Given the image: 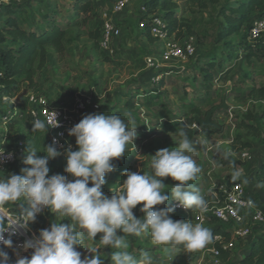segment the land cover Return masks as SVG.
Wrapping results in <instances>:
<instances>
[{
	"label": "rangeland",
	"instance_id": "obj_1",
	"mask_svg": "<svg viewBox=\"0 0 264 264\" xmlns=\"http://www.w3.org/2000/svg\"><path fill=\"white\" fill-rule=\"evenodd\" d=\"M22 0L21 2H25ZM96 12L100 20H110L121 28L122 36L119 37L113 47L112 53L103 52L100 49L99 43L90 35L96 30L99 19H95L90 25L80 31L78 36L77 29H72L69 34V39L66 50L63 53H57L54 49H48L49 60L46 67L37 71V87L35 91L24 90L25 97L33 93L35 95L45 96L62 104L61 107L72 108V100L82 97H91L98 105L97 112H108L112 106L123 102L124 95L133 90L134 87L150 88L151 84L157 85L153 80L159 70H172L174 73L171 77H167L162 90H166L167 96H164L159 105L160 111L155 113L159 121L165 113L179 115L181 107L190 102L195 103L194 99L197 96H204L207 92L218 90L219 94L216 98L212 97L213 105H222L221 98L226 96V105L228 113H220L218 124L224 126L223 137L216 134L200 135L196 140L204 148V151L195 150L189 155L196 161L198 165H203L202 171L199 173L201 188L204 194L214 192V184L225 180L230 175V171L216 165L214 158L220 155L227 154L233 157L242 172L241 182L252 193L264 195V187L260 186L255 179L257 169L264 164V121L262 122L263 131L262 137L256 139L251 136L252 132L245 129H239L238 123L243 121L246 114L253 113L257 120L262 118L264 112V104L261 100L249 99L244 93L254 84L260 86L263 82L264 61L253 59L247 62L245 54L239 53L237 58L230 64L223 74L213 84H205L204 82H195V72L192 67L197 61V57L202 58L210 55L215 49L217 37V23L219 8L225 4L226 0H219V3L214 4L211 0H188L185 7L186 18L190 19L193 28L194 36H187L185 41L193 40L197 51L195 59H188L185 62H173L171 64L162 65L159 70H151L147 68L146 61L149 57H155L159 54L161 43L151 40L148 35H142L140 23L145 18L144 0H127V5L119 14H114L112 9L119 0H93ZM17 3V2H16ZM20 3V2H19ZM72 0H47V3L40 8V14H45L49 8L56 7L58 10V18H64L71 11ZM177 4L183 5L182 0H178ZM38 6L26 5V18L35 13ZM8 13L3 14L5 18ZM253 19H257L256 17ZM245 27V32L246 29ZM244 40L243 34L237 39L241 42ZM249 42L252 43L249 39ZM254 72V83H239L238 77L244 73ZM157 78V77H156ZM187 78V79H186ZM39 93V94H38ZM187 94V95H186ZM187 96V100L183 99ZM16 104V115L11 121L3 122L0 132L5 134L4 144H7L13 149L19 147L22 143L25 149L26 145L34 147L37 151V156H44L45 147L50 145L49 133L46 131H38L32 133L33 125L30 124L28 110L30 105L26 102ZM65 104V105H63ZM203 112L210 111V104L195 103ZM67 105V106H66ZM162 110V111H161ZM19 111L22 113H19ZM139 124L146 130H151V124L158 122L157 119L147 117L146 110L140 109ZM92 114L89 110L81 114L80 121L84 116ZM79 121V122H80ZM195 129L199 130L197 125ZM241 136L243 142H248L251 145L249 153L251 160L244 161L241 159V145H237L238 151H233L231 146L235 144V139ZM18 140H21L18 142ZM180 141L172 135L155 136L151 140H143L140 144L128 146V152L121 157L127 160L133 156V164L129 167V171L139 174H152L151 159L158 150L164 148L178 147ZM76 150L78 145L75 141ZM219 147V151L217 150ZM75 150V151H76ZM244 152V151H243ZM25 156L24 154L20 157ZM48 167L50 169L49 176L62 174L68 178L74 179L69 174L64 172L66 164H54L53 159L49 160ZM162 179V178H161ZM163 180V179H162ZM232 180V179H230ZM246 181V182H245ZM91 186V183L90 185ZM119 188V187H118ZM118 188H110V191ZM165 189V188H164ZM259 195H256L259 197ZM142 205H137L136 208H141ZM134 215L139 218V213L134 210ZM189 215L187 212H177L171 214L174 221L185 220L190 221L194 225L197 224L193 217L189 219L183 216ZM73 223L70 218H57L51 212L37 218L35 223H30L28 226V235L35 239L38 237L40 230L49 228L52 222ZM205 227V225H202ZM216 226V225H215ZM213 227V226H212ZM209 227V228H212ZM95 242L86 241L82 253L91 256L87 247H101L99 250L103 258L106 259L105 264H111L109 257L115 249L103 248L99 245V237ZM134 238V236H126ZM125 237V238H126ZM140 242L152 248L151 256L153 264H236V262L245 255L247 246L250 240L238 243L237 248L232 252V255L227 261L219 260L216 262L213 259L212 248L206 246L203 249L188 252L182 246L175 248L153 244L151 239L136 237ZM237 243V242H236ZM86 247V248H85ZM78 248V247H77ZM167 248V250H166ZM9 257V251L7 252ZM18 258V256H16ZM195 260H192L193 258ZM13 258V257H12ZM14 259V258H13ZM10 258L11 264H15ZM15 261V259H14Z\"/></svg>",
	"mask_w": 264,
	"mask_h": 264
},
{
	"label": "clouds",
	"instance_id": "obj_2",
	"mask_svg": "<svg viewBox=\"0 0 264 264\" xmlns=\"http://www.w3.org/2000/svg\"><path fill=\"white\" fill-rule=\"evenodd\" d=\"M32 124V133L47 132L49 127H57L58 121L51 125L36 119ZM136 128L130 127L118 114L84 116L69 130V135L76 138L78 150L73 151L69 146L63 153L67 161L64 172L74 178L71 180L62 174L49 176V160L62 154L56 147L58 141L54 139L46 146L42 157L29 146L23 164L30 167L23 168V174L0 176V264H11L4 247L13 248L12 237L20 230L27 231L29 224L35 223L45 210L57 218H70L73 223L61 219L40 230L34 241H25L22 245L32 249L30 258L17 253L15 264H105L106 259L99 251L101 247H87L91 256L83 258L77 250L78 246L84 247L85 241L95 242L98 234H101L100 246L117 250L110 254L111 264H153L148 253L143 252L137 258L126 250V236L149 234L153 244L182 246L188 252L212 243L214 237L209 228L171 218L178 207L201 214L207 210V201L198 187L190 183L199 179L202 169L189 155L194 151L193 141L183 129L178 132L182 137L178 147L164 148L152 155V174L126 170L127 178L118 189L112 190L111 197L103 192L106 174L116 168L113 161L123 157L130 144L134 145ZM2 155L4 149L0 147ZM225 159H228L227 154ZM230 163L233 166L231 179L235 181L241 173L234 161ZM167 177L179 182L172 186L171 197L164 191L161 179ZM24 203L29 207L20 216L11 211L12 205L23 206ZM137 205H142L141 218L133 212ZM158 205L170 206L157 208Z\"/></svg>",
	"mask_w": 264,
	"mask_h": 264
},
{
	"label": "trees",
	"instance_id": "obj_3",
	"mask_svg": "<svg viewBox=\"0 0 264 264\" xmlns=\"http://www.w3.org/2000/svg\"><path fill=\"white\" fill-rule=\"evenodd\" d=\"M178 0H144V9L146 11L145 18L142 21H146L149 24L145 29H141L142 35H148L151 40L158 42L154 39L149 31L150 22L153 18L161 19L164 23L165 31L170 38H173L179 42H184V38L187 36H194L193 28L190 19L186 18L185 7L188 0H182L183 5L177 4ZM214 4L219 3V0H211ZM73 4L71 6V11L64 18H58V10L55 7H51L48 11L41 15V6L47 3V0H26L25 2H18L8 5H3L0 10V128L3 126V118L8 115L9 121L18 115L15 112L16 104L14 100L18 103H22L25 100L24 90L35 91L37 87V71H41L46 67V63L49 60L48 49L52 48L57 53H63L66 50L68 43H70L69 34L74 28L78 31V36H80V31L86 26L90 25L95 19H99L96 12V7L93 0H72ZM31 4L32 6H38L29 19L26 18L27 12H25L26 5ZM218 23H217V37L215 43L214 51L205 57H197V51L195 55L190 58V60L197 57L195 65L192 70L195 72V82L201 81L205 84H213L218 77L223 74L227 68L238 56L239 53L245 54V59L247 62L256 59L261 62L264 61V40H258L254 43L249 42V22L253 18L264 20V0H226L225 4L219 8ZM8 13L5 18L3 14ZM246 29L245 32V27ZM104 21L98 20L96 30L90 35L93 39L99 43L103 35ZM243 34L244 40L241 42L237 39ZM101 49V47H100ZM102 50V49H101ZM103 51V50H102ZM104 52V51H103ZM174 72L172 70H159L156 74L155 83L151 84L150 88H141V86L134 87L132 91L124 95L123 102L112 106L108 112H97L92 110V114H118L126 122L129 123L130 127L136 128V138L134 143L140 144L143 140H151L155 136L159 137L162 135H172L175 136L179 141L182 137L179 136V130L183 129L188 134L189 138L193 141V149L198 151H204V148L196 140L197 136L216 134L223 137L224 126L219 125L218 117L220 113H228V110L221 109L216 111L212 115V122L220 127V130L214 128H204L202 130H197L194 128L197 125L196 117L204 120L209 111L203 112L196 106V102L208 103L210 104V110L218 107L213 105L212 97L216 98L219 94L218 90L213 92H207L204 96H197L194 101L184 104L181 107L179 115H174L170 113H165L162 116V120L159 121L155 116V113L159 112V105L164 96L168 93L166 90H162L164 87L167 77H171ZM254 72H248L240 75L238 77L239 83H254ZM187 79V78H186ZM39 94V93H38ZM187 95V94H186ZM183 99L187 100V96ZM244 95L249 99H257L264 101V74L263 82L260 86L252 85ZM40 96V95H39ZM45 97V96H44ZM47 98V97H46ZM51 105L55 107H61L62 104L57 102L53 103L52 100L47 98ZM226 100V96H222L221 101ZM75 100H72L74 104ZM71 104V106H73ZM65 105V104H63ZM67 106V105H66ZM221 106V105H219ZM140 109L146 110L147 117H152L157 119L158 122L151 124V130H146L141 124H139V116L141 115ZM162 111V110H161ZM264 121V112L262 118L257 120V117L253 113L245 115L243 121L239 122L238 128L245 129L252 132L251 136L256 139L262 137ZM5 134L0 132V147L6 150H14L13 147L4 144ZM21 140H18V142ZM237 145H241V149L237 150ZM29 146L26 145L24 150V155L22 158L17 160V162L11 165L4 171H0V176L7 178L11 174H23L22 169L25 167H30L23 164V159L27 155V150ZM251 145L248 142H243L241 136L235 139V144L231 146L233 151L243 152L250 150ZM16 149V148H15ZM133 156L125 160V158H119L113 161L116 168L113 172L106 174V184L103 186V192L109 197L113 195L110 188H118L123 184V181L127 178L124 172L129 169L133 164ZM216 165L228 169L231 173L217 183L221 185L224 183H236L241 181V176L239 179L233 181L231 179V174L233 172V166L230 161L235 162L236 168L239 169L236 160L228 156L225 159V155L217 156L213 159ZM53 163L56 165L58 163L66 164V155L61 154L57 158L53 159ZM201 169L203 165H199ZM129 171V170H128ZM242 173V172H240ZM165 184L164 191H167L168 195L171 197V188L175 184L179 183L174 181L171 177L162 178ZM256 182L264 187V164H262L256 171L255 175ZM194 183L200 194L205 198L208 205H218L219 198H217L214 192L209 194H204L201 188V184L198 181H191ZM174 203V202H173ZM170 205H158L157 208H163ZM16 215H21L25 209L29 206L24 203L23 206L20 204L11 206ZM137 211L139 213V218L144 214L140 212V208L133 209V212ZM181 212V211H177ZM198 211H192L187 209L189 215L183 216L185 219L190 217L194 218L195 213ZM206 228H209L213 233V242L207 245L209 248L219 249L221 251L220 260L227 261L232 255L233 250H223L222 246L233 241V229L229 225H221L214 219L209 218L204 224ZM216 225V226H215ZM260 234L254 235L250 245L245 251V255L241 257L236 264H264V226H259ZM221 237L220 241L216 240V237ZM134 236V238H125L127 243V251L131 252L137 258L140 257L141 253L146 252L149 255L153 253V249L146 246L140 242ZM144 239H151L149 234H142ZM86 243V241H85ZM78 251L83 253L84 249L79 247ZM123 251L125 249H119ZM115 251H117L115 249ZM31 255L27 257L30 258ZM12 258V254H10ZM194 257L192 260H195ZM13 262L14 259H13Z\"/></svg>",
	"mask_w": 264,
	"mask_h": 264
},
{
	"label": "built area",
	"instance_id": "obj_4",
	"mask_svg": "<svg viewBox=\"0 0 264 264\" xmlns=\"http://www.w3.org/2000/svg\"><path fill=\"white\" fill-rule=\"evenodd\" d=\"M22 0H0V10L3 5L21 2ZM127 0H119L116 2L112 11L114 14L121 13L127 5ZM149 23L142 21L140 28L145 29ZM249 39L252 43L258 40H264V20L251 19L249 22ZM151 36L161 43V51L155 57H149L146 61L147 68L151 70H159L162 65L171 64L173 62H185L192 58L196 53V48L193 40L179 42L170 38L165 31L164 23L161 19L153 18L150 22L149 28ZM122 36L121 28L110 20L104 21L103 35L100 42L101 49L106 53H112V47L115 41ZM156 80V77L153 78ZM16 101V100H15ZM24 102L30 105L28 110V117L30 124L36 119L50 122L55 125L58 121L57 127H49V142L52 144L55 139L58 141L56 147L61 153L64 149L71 146L72 150H76L74 136L69 135V130L80 121V116L89 110L97 111L99 105L91 97L76 98L72 108L55 107L50 104L49 100L44 96L30 93L26 96ZM264 104V101H262ZM57 119V120H56ZM9 116L3 118V122H8ZM24 147L21 143L19 147L14 150L4 149V155L0 156V171H4L11 165L15 164L17 160L24 154ZM9 153L12 155L9 157ZM249 151H244L241 154V159L244 161L251 160ZM214 194L219 201L218 205H208L206 212L201 214L199 211L194 215V221L204 225L209 218L214 219L221 225H229L233 229V241L222 246L223 250H234L238 243L245 242L254 238V235L260 234L259 226H264V195L252 193L240 181L236 183H224L221 185L214 184ZM256 195H259L256 196ZM176 211L187 212L186 209L178 207ZM48 212L45 210L37 216H43ZM20 216V215H17ZM7 238V233H5ZM12 250L23 251L27 255L32 254V249H25L22 245L25 241H34L29 235L28 230H20L12 237ZM217 241L221 237H216ZM237 242V243H236ZM250 245V244H249ZM248 245V246H249ZM247 246V247H248ZM7 247H4V250ZM213 259L219 262L221 251L219 249H212Z\"/></svg>",
	"mask_w": 264,
	"mask_h": 264
},
{
	"label": "water",
	"instance_id": "obj_5",
	"mask_svg": "<svg viewBox=\"0 0 264 264\" xmlns=\"http://www.w3.org/2000/svg\"><path fill=\"white\" fill-rule=\"evenodd\" d=\"M221 109H226L228 110V107L226 105V102L225 100L223 101L222 105L221 106H218L212 110H210L206 116V118L204 120H201L199 117H196V122H197V127L199 130H202L204 128H214V129H217V130H220V127L215 125L213 122H212V115L218 111V110H221Z\"/></svg>",
	"mask_w": 264,
	"mask_h": 264
},
{
	"label": "crops",
	"instance_id": "obj_6",
	"mask_svg": "<svg viewBox=\"0 0 264 264\" xmlns=\"http://www.w3.org/2000/svg\"><path fill=\"white\" fill-rule=\"evenodd\" d=\"M16 111V110H15ZM19 113H21L20 111H19ZM22 114V113H21ZM4 251H6V252H8L9 251V253H11L12 254V257L15 259V261H16V259H17V253H19V256L20 257H27L28 255L26 254V253H23V251H17V250H12V249H9V248H7V249H5Z\"/></svg>",
	"mask_w": 264,
	"mask_h": 264
}]
</instances>
